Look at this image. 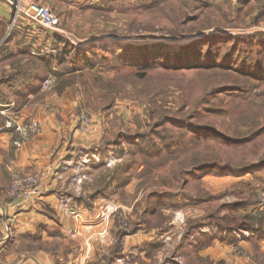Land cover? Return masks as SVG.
<instances>
[{
	"label": "rangeland",
	"instance_id": "obj_1",
	"mask_svg": "<svg viewBox=\"0 0 264 264\" xmlns=\"http://www.w3.org/2000/svg\"><path fill=\"white\" fill-rule=\"evenodd\" d=\"M36 2L59 17L62 43L153 50L149 67L122 66L98 50L87 55L90 66L71 54L53 72L30 52L59 37L32 18L24 38L7 31L11 54L26 60L21 68L55 80L22 105L35 115L53 105L54 118L69 125L62 137L89 138L53 168L59 210L85 217L83 234L99 237L90 242L93 264H228L227 256L264 264V0ZM20 39L39 47L20 54ZM85 115L96 132L82 130ZM39 123L30 140L42 136ZM17 170L41 184L10 164L12 201L38 188L12 193Z\"/></svg>",
	"mask_w": 264,
	"mask_h": 264
},
{
	"label": "crops",
	"instance_id": "obj_2",
	"mask_svg": "<svg viewBox=\"0 0 264 264\" xmlns=\"http://www.w3.org/2000/svg\"><path fill=\"white\" fill-rule=\"evenodd\" d=\"M32 1L22 0V7ZM14 21L15 28L12 31H16L19 37L21 35L24 38L35 28L30 16L23 12L15 20L13 6L0 0V107L16 106L22 118L41 121L44 132L42 136L26 142L22 148L12 145L11 134L0 133V264H93V255L98 250H93L97 246L92 247L90 242H98L99 237L94 234L89 238L83 234L87 228L81 224L86 222L85 217L61 213L55 195L57 173L53 168L69 146L83 145L89 138H76V133H73L72 138L62 137L69 125L54 118V112L58 110H54L53 105L48 110L51 112L40 108L41 115H35L34 108L22 105L23 96L36 98L43 80L40 82L37 76L28 75L27 67L24 70L21 68L26 64L23 56L11 54L14 52L12 45L15 38H7L10 36L7 31L8 28L10 31ZM17 43L20 54L28 46L39 47L37 42L30 43L25 39ZM33 52L30 53L35 56ZM12 58L18 60L10 62ZM12 163L24 171L41 176V184L31 198L17 201L8 198L11 179L9 165ZM261 250L264 253V242ZM211 255L216 257L219 253L213 252ZM227 257L228 264H242L232 256Z\"/></svg>",
	"mask_w": 264,
	"mask_h": 264
},
{
	"label": "built area",
	"instance_id": "obj_3",
	"mask_svg": "<svg viewBox=\"0 0 264 264\" xmlns=\"http://www.w3.org/2000/svg\"><path fill=\"white\" fill-rule=\"evenodd\" d=\"M14 8L15 20L18 15L23 12L33 19L37 24H40L47 30L49 34H58L60 31V20L56 13L49 7L32 1L26 7H22V0H5ZM15 21L10 27L14 28ZM39 52H33L36 57L52 55L55 56L58 52V46L48 47L46 49H38ZM54 78L47 77L41 86V92H48L53 88ZM11 108L0 109V132H6L12 135L13 145L15 148H22L23 145L41 133V124L38 121L31 120L28 123H23L20 112H11ZM81 127L83 131L96 132L97 127L93 124V120L86 116L82 119ZM38 186V180L29 175H22L18 170L13 173V191L12 193L18 196L30 195V191ZM29 197V196H27Z\"/></svg>",
	"mask_w": 264,
	"mask_h": 264
},
{
	"label": "trees",
	"instance_id": "obj_4",
	"mask_svg": "<svg viewBox=\"0 0 264 264\" xmlns=\"http://www.w3.org/2000/svg\"><path fill=\"white\" fill-rule=\"evenodd\" d=\"M56 38L59 37V42H57L58 45V52L55 56L52 55H45V56H39L36 57L37 60L39 61H44L47 64L51 65L52 71L53 72H57V66H63L64 68H66V61H63L65 58H67V56L73 54L72 56V62L75 63V65H80L82 63L84 64H88L89 66L92 64L91 60L88 58L87 55L89 54H94L96 55L98 50H101L104 53H112L113 55H115L116 60L119 62L120 65L122 66H143V67H149L151 65V59L149 58L150 56L152 57L153 55V50H150L149 52H140L139 50H136L138 48H136L135 44H125V45H121L119 47L116 48V50H112L113 48H110V46H108L107 44L99 47L96 45H91V46H81V45H71L69 42H65L62 43V36H60L59 34H54ZM53 35V36H54ZM63 39V38H62ZM161 44V43H159ZM157 45V44H155ZM137 52H140V54H137ZM148 53V54H146ZM136 56V60L133 59L134 56ZM102 55L101 57L107 58L106 54H100ZM58 64L57 66L54 65L55 62ZM153 63V62H152ZM63 68V69H64ZM61 71H63L62 68H60ZM59 70V69H58Z\"/></svg>",
	"mask_w": 264,
	"mask_h": 264
}]
</instances>
